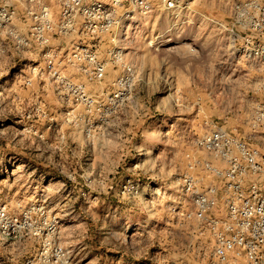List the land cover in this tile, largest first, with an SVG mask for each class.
Returning <instances> with one entry per match:
<instances>
[{
	"label": "rangeland",
	"instance_id": "obj_1",
	"mask_svg": "<svg viewBox=\"0 0 264 264\" xmlns=\"http://www.w3.org/2000/svg\"><path fill=\"white\" fill-rule=\"evenodd\" d=\"M180 1L96 41L100 59L115 45L134 70L117 89L120 64L95 81L71 58L87 36L36 38L35 17L46 6L56 19L55 0H0V264L54 246L68 264H194L173 174L212 121L257 145L264 129L248 122L226 0Z\"/></svg>",
	"mask_w": 264,
	"mask_h": 264
},
{
	"label": "built area",
	"instance_id": "obj_2",
	"mask_svg": "<svg viewBox=\"0 0 264 264\" xmlns=\"http://www.w3.org/2000/svg\"><path fill=\"white\" fill-rule=\"evenodd\" d=\"M55 2L56 19L46 6L35 17L36 38L47 43V33L52 31L87 36L90 44L75 46L71 58L84 64L83 73L95 81L104 78L108 64H120L123 75L116 80L117 89L125 88L134 70L121 62V50L115 45L108 49V61L100 59L97 42L121 27V21L131 20L134 12L147 15L156 6L176 9L181 5L180 0ZM225 9L229 12L230 60L244 66L251 91L248 122L264 129V0H226ZM80 91V96L88 99L82 85ZM215 122L195 138L194 147L184 154L183 168L171 180L180 223L191 226L194 264H264V143L252 144ZM261 136L264 138V133ZM14 230L3 232L5 238ZM39 254L42 259H28L24 264H68L70 256L59 246Z\"/></svg>",
	"mask_w": 264,
	"mask_h": 264
},
{
	"label": "crops",
	"instance_id": "obj_3",
	"mask_svg": "<svg viewBox=\"0 0 264 264\" xmlns=\"http://www.w3.org/2000/svg\"><path fill=\"white\" fill-rule=\"evenodd\" d=\"M102 39L104 40V38H102ZM75 252L77 254L78 253V250H76ZM81 253H83L82 254V259H84L86 257V254L84 252H81ZM86 262H87V264H91V260H87Z\"/></svg>",
	"mask_w": 264,
	"mask_h": 264
}]
</instances>
